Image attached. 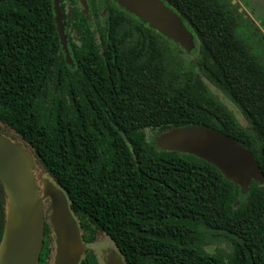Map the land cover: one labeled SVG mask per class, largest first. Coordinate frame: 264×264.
I'll list each match as a JSON object with an SVG mask.
<instances>
[{"label": "trees", "instance_id": "trees-1", "mask_svg": "<svg viewBox=\"0 0 264 264\" xmlns=\"http://www.w3.org/2000/svg\"><path fill=\"white\" fill-rule=\"evenodd\" d=\"M162 1L193 33L190 53L115 0H86L87 13L60 0L69 65L52 0H0V134L64 192L85 244L79 264H99L98 234L125 264H264V182L242 194L213 165L155 145L207 126L247 149L264 178L263 55L231 0ZM5 207L0 183V240ZM53 251L46 220L38 264Z\"/></svg>", "mask_w": 264, "mask_h": 264}, {"label": "water", "instance_id": "water-1", "mask_svg": "<svg viewBox=\"0 0 264 264\" xmlns=\"http://www.w3.org/2000/svg\"><path fill=\"white\" fill-rule=\"evenodd\" d=\"M115 1L128 13L172 40L183 52L190 53L196 47L193 33L162 0ZM78 2L83 12L87 13L86 0ZM52 5L65 62L73 65L60 0H52ZM241 11L238 8V12ZM242 16L247 18L246 14ZM155 145L161 150L193 155L213 165L225 179L239 186L242 194L247 193L252 181L264 182L263 173L249 151L230 136L213 128L190 126L173 129L161 133L155 139ZM35 159L22 141H11L0 134V183L6 195L0 264H38L46 220L54 238L53 264H79L85 244L78 223L69 209L64 192L48 178L37 179ZM116 252L117 249L107 254L104 263L125 264Z\"/></svg>", "mask_w": 264, "mask_h": 264}, {"label": "rangeland", "instance_id": "rangeland-1", "mask_svg": "<svg viewBox=\"0 0 264 264\" xmlns=\"http://www.w3.org/2000/svg\"><path fill=\"white\" fill-rule=\"evenodd\" d=\"M228 1V0H225ZM230 1V0H229ZM234 2V3H233ZM233 5V10L241 8L242 11L239 12L241 15L246 14L247 18L245 22H239L240 30L244 32L245 36L248 38L249 42L260 55H263L264 59V0H231ZM244 19V18H243ZM262 40L260 41V38ZM187 59H191L192 55L185 54ZM210 89L215 93V95L233 112L237 120L242 124L246 125V121L242 114L236 109V107L226 98L224 95L217 91L212 85L208 83ZM156 135L155 131L146 130V138L151 141ZM39 172L38 179H46L48 176L40 168L36 169ZM222 246H224L222 244ZM53 248H54V238H53ZM90 249L96 254L99 264H105V257L112 250L116 251L111 240L103 234H98L96 239L90 244ZM55 253V248L52 254V259L50 264H53V257ZM117 253V252H116Z\"/></svg>", "mask_w": 264, "mask_h": 264}, {"label": "flooded vegetation", "instance_id": "flooded-vegetation-1", "mask_svg": "<svg viewBox=\"0 0 264 264\" xmlns=\"http://www.w3.org/2000/svg\"><path fill=\"white\" fill-rule=\"evenodd\" d=\"M98 40V39H97Z\"/></svg>", "mask_w": 264, "mask_h": 264}]
</instances>
